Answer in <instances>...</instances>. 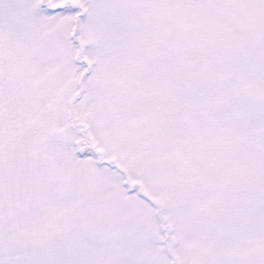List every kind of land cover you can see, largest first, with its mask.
<instances>
[{
	"label": "snow or ice",
	"instance_id": "obj_1",
	"mask_svg": "<svg viewBox=\"0 0 264 264\" xmlns=\"http://www.w3.org/2000/svg\"><path fill=\"white\" fill-rule=\"evenodd\" d=\"M0 264H264V0H0Z\"/></svg>",
	"mask_w": 264,
	"mask_h": 264
}]
</instances>
